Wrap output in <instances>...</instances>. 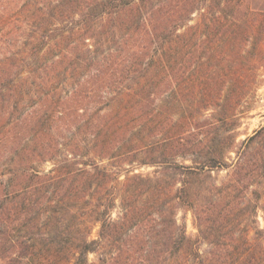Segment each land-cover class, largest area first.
Listing matches in <instances>:
<instances>
[{"label":"trees","instance_id":"obj_1","mask_svg":"<svg viewBox=\"0 0 264 264\" xmlns=\"http://www.w3.org/2000/svg\"><path fill=\"white\" fill-rule=\"evenodd\" d=\"M147 1L155 2L75 0L77 11L74 12L64 7L71 0L65 2L60 14L61 26L56 33L59 40L48 43L50 51H58L59 60L53 58L42 81L34 82L35 86L38 85L37 94L31 93L28 77L13 73L11 66L17 67V64L10 63L8 55L6 58L0 56V166L3 169L0 170L1 264H20L39 255L40 264H45L46 260L41 256L47 251L51 254L62 241L68 245V254L53 264H88L87 256L91 253H99L95 264H167L191 245L185 228L176 220L177 205L193 211L200 236L212 246L206 255L199 251L195 253L196 264H264V240L253 243L247 234L237 236L235 229L230 231L229 237L220 235L224 227V211L228 213L226 217L236 212L233 202L222 209L218 201L203 204L193 192L191 180L201 176L212 178L211 172L225 165L224 154L228 150L218 146L217 138L204 146V160L196 158L192 160V166H168L174 168L173 177H182V180L126 174L121 183L123 213L118 221L111 217V211L117 201L114 181L119 182V178L92 157L87 158L88 154L85 155L82 143L77 139L66 138L62 143H55L52 139L55 124L87 117L94 106L97 107L98 117H105L102 113L116 107L117 103H121L122 109L132 111L142 106L143 102L150 101L155 93H143L141 90L149 84L155 87L151 74L158 64H162L167 71L165 78H169L167 65L163 63V56L168 54L167 45L174 38H184L185 35L179 31L188 25L193 13L192 10L181 12L170 9L168 0L146 19L141 10ZM218 3L221 5V0ZM242 3L243 0H237L235 4L227 0L226 7L233 4L240 7ZM132 9L141 13L142 25H138L136 30L144 28L150 45L131 47L126 39L123 42V51L127 53L125 56L112 52L105 54L103 50L110 41L104 29L106 20L125 17ZM262 15L261 21L253 20V24L243 32L241 40L250 39V31L255 33L257 42L263 40ZM204 17L202 23L205 27L213 23L224 26L232 23V26H236L234 24L238 20L227 13H210V18L204 14ZM135 23H140V19L133 22L131 27ZM115 37L116 34H113ZM227 38L226 35L222 36V40L227 42L224 46L230 47L231 39ZM237 46L241 47L238 56L246 58L242 52L243 44H235V48ZM42 51L36 44L33 55L37 60ZM221 56L222 61L231 63L227 58L231 59L228 49ZM24 61L19 59V65L23 67L26 64ZM247 65L242 61L241 75L230 82L227 93L223 94V89L215 92L213 84L206 82L210 90H204L200 99L196 96L183 98L181 105L190 109L198 103L199 108H209L222 106V102L231 104L237 97L239 100L236 101L241 102L240 95L244 93L239 92L244 91L247 85L248 77L244 74ZM192 86L189 82L181 91L190 92ZM233 96L235 100H232ZM240 102H236V105ZM227 115L223 117V122H227ZM259 138L264 139V126L241 143L240 148L244 150L236 152L239 156L237 167L245 166V154ZM32 146L33 150L29 151ZM133 151L137 152H130ZM9 153L22 158L25 154L27 157L31 155L38 159L37 163L51 162L53 168L48 172L38 170L36 158L15 166L18 163L14 157V162L7 160ZM153 163L144 162V165ZM252 175L254 178L255 175ZM213 189L221 192L224 187L213 186ZM255 193L259 201L262 195L258 189ZM231 195L232 188L228 190V196ZM48 206L53 207L49 210ZM89 212L95 214L93 222L100 225L96 240L89 239L91 227L85 231L81 224L74 226L68 223L75 218L86 225L83 217ZM56 218L59 219L56 233L63 240L57 243L51 241L43 248L39 241H45L44 238L53 233L51 229ZM134 227L136 232L133 233ZM45 231L50 234H44ZM256 235H262V232L257 230ZM228 246L233 248L226 249ZM51 257H54L53 253Z\"/></svg>","mask_w":264,"mask_h":264},{"label":"rangeland","instance_id":"obj_2","mask_svg":"<svg viewBox=\"0 0 264 264\" xmlns=\"http://www.w3.org/2000/svg\"><path fill=\"white\" fill-rule=\"evenodd\" d=\"M67 1L0 0V56L6 58L8 55L11 58L9 62L17 64V67L11 64L14 74L18 73L29 78V82L33 83H30L31 93L37 94L39 89L34 82L42 81V76L52 64L53 58L55 61L59 60L58 51H50L48 43H57L59 40L56 33L61 26L60 14L63 8L66 7L69 12L77 11L75 0ZM165 1L168 0L147 1L141 10L143 18L148 19L152 16V13H155ZM169 1L170 9L182 10L181 12L192 10L193 13L188 25L179 31L185 35L184 38H174L167 45L168 54L163 56V63L167 65L170 79L165 78L167 71L162 68L161 63L158 64L151 74V81H154L155 87H150L149 84L141 90L143 93L146 91L155 93L150 101L143 102L142 106L132 111L122 109L121 103H117L116 107L109 111L106 109L102 113L105 117H98L97 107L94 106L87 117L55 124L52 139L55 143L65 142L66 138L77 139L82 143L85 155L88 154L87 158L92 157L119 178V182L114 181L117 201L115 208L111 211V217L118 221L123 213L124 193L121 183L124 182L126 174L182 180V177H173L174 168L168 166L174 164L192 166V160L196 158L199 161L204 160L203 156L206 155L204 146L217 138L218 146L228 150L224 154L225 165L211 172L212 178L201 176L199 179L191 180L194 184L195 197L206 205L212 201H218L222 209L233 202L236 212L226 217L228 213L224 211L222 216L224 227L220 230L221 236L229 237L230 231L235 229L237 236L242 233L247 234L253 243L264 240V139L259 138L247 150L244 157L245 166H236L239 158L236 152L244 150L240 148L241 143L255 135L264 126V38L257 42L255 33L250 31V39L241 40L243 32L250 24H253V20L259 22L263 19L261 14H264V0H243L240 7L237 4L234 5L237 0H232L234 4L229 7H226L227 0H221V5L218 0ZM65 2L67 4L63 7ZM210 13L211 15L227 13L235 16L238 18L237 23L234 24L236 26H232V23L227 26L213 23L205 27L202 23L204 14L210 18ZM140 14L132 9L125 17L106 20L104 29L109 34L110 41L106 43L104 50L102 49L105 54L112 52L114 55L125 56L127 53L123 51V42L126 39L129 40L131 47L150 45L151 42L148 38L146 39L148 35L144 28L136 30V27L142 25ZM139 19L140 23H135V26L131 27L132 23ZM113 34H116L115 38ZM224 35L228 36V40L231 39L230 47L224 46L227 44L226 40H222ZM36 44L43 50L38 60L33 55ZM235 44H243L242 52L246 58L238 56L241 49H239L240 46L235 48ZM225 49H228L231 55V59L227 57L231 63L221 60ZM21 58L25 59L26 63L23 67L19 65ZM242 61L248 64L244 72L248 80L244 91L239 92L244 93L240 95L241 102L236 101L239 97L235 100L233 96L232 100L235 101L231 104L222 102V106L199 108L200 105L197 103L190 109L183 104L182 107L180 100L183 98L191 99L196 96L200 99L204 90L209 89L206 82L213 84L212 88L215 92L219 93L223 89V94L227 93L230 82L241 75ZM169 81L170 84H168ZM189 82L193 85L190 92H182L181 89H184ZM236 102L240 103L236 105ZM233 103L235 105H232ZM81 113L84 112L81 111ZM225 114L229 116L227 122L222 121ZM232 144H234L233 149ZM31 150L33 146L29 151ZM131 150H137V152L131 153ZM12 155L9 153L6 157L8 162L14 157L18 163L15 166H21L23 162H31L30 160L36 158L31 155L27 157L26 154L24 158L18 154ZM37 160L36 158L35 166L38 170L48 172L53 168L51 162L37 163ZM144 162L155 163L144 165ZM1 168L0 166V170H3ZM252 174L255 175L254 178ZM213 186L224 187V190L216 191ZM231 188L233 198L228 196V190ZM257 189L262 195L259 201L255 193ZM52 207L48 206V209ZM83 218L86 225L75 218H71L68 223L74 226L81 224L85 231L91 227L89 239H98L100 225L93 222L95 214L89 212ZM176 220L185 228L191 245L167 264H196L195 253L199 251L200 254L206 255L212 250V246L200 236L193 211L189 208L177 205ZM233 222L236 225L233 226ZM58 223L59 219L56 218L51 229L53 233L47 235L48 237L44 238L45 241H39L41 247L45 248L51 241L57 243L63 240L62 236L56 233ZM132 230L133 233L136 232V227ZM257 230L262 232V235L257 236ZM44 234L50 233L45 231ZM67 248L68 245L62 241V244L53 249L54 257H51L52 253L49 254L47 251L41 258H45V264H53L54 261L63 260L67 256ZM39 256L27 259L20 264H40ZM98 259L99 253H91L87 256L88 264H95ZM1 263L2 260H0Z\"/></svg>","mask_w":264,"mask_h":264}]
</instances>
